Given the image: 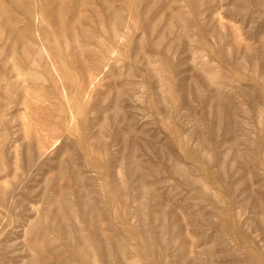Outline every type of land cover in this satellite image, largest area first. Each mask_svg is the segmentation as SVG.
Wrapping results in <instances>:
<instances>
[{
  "label": "rangeland",
  "instance_id": "rangeland-1",
  "mask_svg": "<svg viewBox=\"0 0 264 264\" xmlns=\"http://www.w3.org/2000/svg\"><path fill=\"white\" fill-rule=\"evenodd\" d=\"M0 264H264V0H0Z\"/></svg>",
  "mask_w": 264,
  "mask_h": 264
}]
</instances>
